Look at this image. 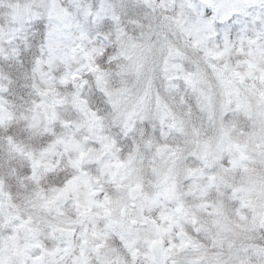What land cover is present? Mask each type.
I'll list each match as a JSON object with an SVG mask.
<instances>
[{
    "label": "snow or ice",
    "instance_id": "snow-or-ice-1",
    "mask_svg": "<svg viewBox=\"0 0 264 264\" xmlns=\"http://www.w3.org/2000/svg\"><path fill=\"white\" fill-rule=\"evenodd\" d=\"M0 264H264V0H0Z\"/></svg>",
    "mask_w": 264,
    "mask_h": 264
}]
</instances>
